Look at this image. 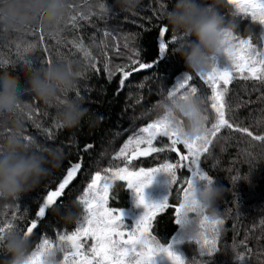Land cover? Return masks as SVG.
Listing matches in <instances>:
<instances>
[{
	"label": "trees",
	"instance_id": "trees-1",
	"mask_svg": "<svg viewBox=\"0 0 264 264\" xmlns=\"http://www.w3.org/2000/svg\"><path fill=\"white\" fill-rule=\"evenodd\" d=\"M173 3L174 0H140L136 10L130 13L120 11L115 0H107L112 10L106 13L101 9L105 0H69V12L55 28L46 29L39 24L30 26L32 32L24 48L21 47V39L25 33L17 36L13 30L0 26V71L8 70L12 76L20 77L21 85L26 87L22 69L30 58H36L32 64L37 67L60 58L76 62L80 72L69 98L79 99L87 109V115L79 125L69 129L57 124L55 106L44 105L33 96L22 97L30 104V108L21 114L23 135L30 136L38 147L59 148L63 159L59 167L19 201L0 200V220L15 217L13 223L23 233L30 222L37 219L35 213L46 190L57 186L71 163L80 162L81 170L66 189L64 206L74 205L76 218L71 223L63 221V208L62 211H51L41 226V233L46 232L49 237L57 230L71 232L81 215V208L75 203L76 197L82 194L95 173L108 176L110 173L102 171L105 168L127 165L132 170H139L178 160L177 154L170 153L166 147L164 152L139 157L130 163L113 159L129 137L161 117V101L167 97L170 86L167 83L170 68L177 74L185 72L183 62L174 54L180 44V36L174 34L163 19ZM199 3L209 5L213 0H199ZM161 4L164 5L163 11ZM214 6L223 19V26L230 28L238 38L251 40L255 51L264 52V31L258 22L238 14L227 0H214ZM72 17L76 20L73 21ZM160 26H167L168 37H177V42L166 54L168 59L158 68L133 72L120 90L121 74L116 68L127 66L126 70L130 71L137 67L131 64L130 59L135 52L140 53L137 59L142 62H150L157 56ZM106 31L114 32L116 38L111 34L106 36ZM81 45L83 51L92 53L90 61L84 58ZM192 76L194 79L190 83L207 89L199 76ZM226 102L230 109L227 118L231 122L247 127L255 135H264V84L237 77L229 85ZM203 107L209 116L205 126L211 127L214 112L206 101ZM8 132V125L0 128V137ZM154 144L164 147L162 143ZM177 148L186 154L183 145H177ZM201 166L215 185L224 189L215 208V217L224 223L218 229L219 251L214 254V264H264V144L252 141L245 133L222 129L210 146V152L202 156ZM188 175L186 169L178 172L181 179ZM174 189L169 197L170 207L162 210L153 223V234L162 243L170 241L172 236L179 238L184 231L174 223L173 206L180 202L181 193L179 186H174ZM130 198L126 182H114L109 206L128 209ZM40 239V236L30 238L31 251ZM180 250L192 259L193 264L209 259L201 257L198 246L192 243L181 245ZM0 264H7V257L2 252Z\"/></svg>",
	"mask_w": 264,
	"mask_h": 264
},
{
	"label": "snow or ice",
	"instance_id": "snow-or-ice-1",
	"mask_svg": "<svg viewBox=\"0 0 264 264\" xmlns=\"http://www.w3.org/2000/svg\"><path fill=\"white\" fill-rule=\"evenodd\" d=\"M227 4L234 6L238 14L242 13L245 18L250 17L251 21L258 22L264 31V0H227ZM109 7L105 0L101 9L105 11ZM160 8L163 11L164 5L161 4ZM72 20L75 21L76 17H72ZM168 32L167 26L159 27L157 56H154L150 62L137 59L140 53L135 52L130 59L131 64L137 67L131 68L130 71L126 70L127 66L116 68V71L121 74V85H124L133 72L158 68L168 59L166 54L177 42L175 35L167 36ZM109 34L116 38L114 32H105L106 36ZM179 41L182 46L183 38L180 37ZM224 44L226 47L223 55L220 58H213L214 63L209 73L206 76H199V79L207 85V89L190 83L194 79L191 74H183L184 72L177 74L172 68H170V76L167 77V83L170 85L167 90L169 100L191 96L209 104L210 110L214 112V122L211 123V127L205 126V134L191 142L181 139L170 127L166 117H160L140 128L139 133L129 137L115 154L114 160L123 159L130 163L138 157L164 152L165 147L170 153H176L178 160L175 163L164 162L159 167L147 169L141 167L139 170H132L127 165L105 168L103 171L110 173L108 176H103L100 172L95 173L83 194L76 197L75 203L81 208V215L77 219L75 229L71 232L57 230L49 237L48 233H41V226L48 219L51 211H62L65 206L66 189L81 170L80 162L71 163L66 170V175L59 180L57 186L46 190L35 213L37 219H33L23 231L24 236L29 239L33 236L41 237L36 248L30 253L28 264H40L45 251L53 247L62 249L60 264H193L192 259L180 250L181 245L189 243L198 246L201 257L209 258L201 264H214V254L219 251L218 229L224 223L222 219L219 217L209 219L205 215L199 219L193 233L183 231L182 236L179 238L172 236L167 243H162L153 234V223L162 210L170 207L169 197L175 190L174 186H179L181 189L180 202L173 206L174 223L179 225L189 189L193 188L198 181H212V177L201 166V158L210 152V146L213 145L214 139L218 138L222 129L245 133L252 141L264 144V135H255L247 127L234 124L227 118L230 109L226 102L229 85L237 77L244 81L252 80L264 84V52H256L251 40L238 38L232 32L226 37ZM80 48L83 51L82 45ZM34 59L36 58H30L27 62L32 63ZM107 68L106 63V71ZM205 119L206 122L209 120L207 114ZM160 138H166V140ZM24 139L31 142V137L28 135H25ZM154 142L162 143L164 147L157 146ZM177 145H183L186 154H182ZM87 147L90 148L91 145ZM181 169H186L189 173L184 179L178 176ZM158 174L166 177L167 195L159 201L146 202L144 189ZM116 181L126 182L135 207L143 209L141 214L133 218L131 224L125 223L122 207L109 206L110 190ZM238 207H240L239 203ZM189 213L195 215L193 209H189ZM14 219L15 217L7 221L0 220V238L16 229ZM88 238L92 243L85 251L84 241Z\"/></svg>",
	"mask_w": 264,
	"mask_h": 264
},
{
	"label": "clouds",
	"instance_id": "clouds-1",
	"mask_svg": "<svg viewBox=\"0 0 264 264\" xmlns=\"http://www.w3.org/2000/svg\"><path fill=\"white\" fill-rule=\"evenodd\" d=\"M140 0H115L123 12H134ZM110 6L105 12H110ZM69 12V0H0V26L22 30L33 24L52 29L59 25ZM163 19L182 37L175 55L184 66L183 74L206 76L214 60L223 55L224 41L232 32L223 26V19L213 3L202 5L199 0H174ZM90 61L92 53L84 50ZM22 69L26 87L20 77L8 70L0 71V128L9 126L7 135L0 137V200L19 201L29 191L45 180L53 169L59 167L63 154L59 148L38 147L24 139L21 114L30 108L22 97L33 96L44 105L56 107V122L65 128H74L87 115V109L76 98H69L77 84L80 68L76 62L57 59L39 67L25 62ZM15 68H13L14 70ZM161 117H166L179 138L193 141L205 134L203 102L197 98L165 97L161 101ZM224 189L214 180L198 181L185 197V209L180 216V229L193 233L203 216L214 218L217 202ZM193 209L195 215L189 213ZM76 218L74 205L66 206L61 219L71 223ZM0 252L7 257V264H28L30 239L17 229L0 238ZM62 249L53 247L45 251L40 264H60Z\"/></svg>",
	"mask_w": 264,
	"mask_h": 264
},
{
	"label": "rangeland",
	"instance_id": "rangeland-1",
	"mask_svg": "<svg viewBox=\"0 0 264 264\" xmlns=\"http://www.w3.org/2000/svg\"><path fill=\"white\" fill-rule=\"evenodd\" d=\"M233 8H234V6H233ZM13 31L16 33L17 36H20L21 32L25 33V35L21 39V41H22L21 47H23V48L27 47L26 44L28 43V38L30 37L29 35L32 32L31 31V27H28V28L23 29V30H13ZM39 40H42L41 36H39ZM253 48H255V47H253ZM113 142H114V140L111 141L110 143H113ZM89 183H91V181ZM102 183H103V181H102ZM88 184L84 187L83 191L87 188ZM82 194H83V192H82ZM166 195H167V188H166L165 176L163 174L156 175L153 178V182L147 188L144 189V197H145L146 202L159 201L160 199H162ZM121 211L124 213L125 223L126 224H131L133 218L138 216L139 214H141L143 209L142 208H136L135 204H134V200L131 197L130 198L129 208L128 209H123ZM84 243L86 245L85 246V251H87L88 248H90L92 241H91L90 238H88L87 240L84 241ZM60 259H62V253L60 254Z\"/></svg>",
	"mask_w": 264,
	"mask_h": 264
},
{
	"label": "water",
	"instance_id": "water-1",
	"mask_svg": "<svg viewBox=\"0 0 264 264\" xmlns=\"http://www.w3.org/2000/svg\"><path fill=\"white\" fill-rule=\"evenodd\" d=\"M144 70H147V69H144ZM144 70H140V71H144ZM138 72H139V71H138ZM120 79H121V77H120ZM122 86H123V85H121L120 82H119L120 90L122 89Z\"/></svg>",
	"mask_w": 264,
	"mask_h": 264
}]
</instances>
